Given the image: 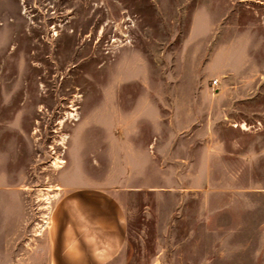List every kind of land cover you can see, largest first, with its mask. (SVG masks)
I'll return each mask as SVG.
<instances>
[{"label": "rangeland", "instance_id": "obj_1", "mask_svg": "<svg viewBox=\"0 0 264 264\" xmlns=\"http://www.w3.org/2000/svg\"><path fill=\"white\" fill-rule=\"evenodd\" d=\"M86 192L119 264H264V0H0V264Z\"/></svg>", "mask_w": 264, "mask_h": 264}, {"label": "crops", "instance_id": "obj_2", "mask_svg": "<svg viewBox=\"0 0 264 264\" xmlns=\"http://www.w3.org/2000/svg\"><path fill=\"white\" fill-rule=\"evenodd\" d=\"M127 213L113 193H78L54 208L47 236L50 264H119L127 239Z\"/></svg>", "mask_w": 264, "mask_h": 264}]
</instances>
